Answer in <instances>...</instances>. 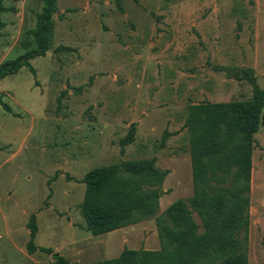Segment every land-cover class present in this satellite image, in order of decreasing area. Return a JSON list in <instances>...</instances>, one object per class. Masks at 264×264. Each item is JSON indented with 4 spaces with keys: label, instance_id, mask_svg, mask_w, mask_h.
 <instances>
[{
    "label": "rangeland",
    "instance_id": "rangeland-1",
    "mask_svg": "<svg viewBox=\"0 0 264 264\" xmlns=\"http://www.w3.org/2000/svg\"><path fill=\"white\" fill-rule=\"evenodd\" d=\"M2 3L0 64L24 53L43 5ZM56 9L49 51L30 60L35 75L22 68L0 80V264L52 262L27 252L32 216L35 247L52 248L70 264H101L124 248L158 249L156 219L192 195L188 105L250 99L247 70L264 88V0H57ZM131 126L134 141L122 146ZM255 139L264 147V127ZM259 156L248 264H264ZM150 159L166 172L154 217L100 236L86 232V173Z\"/></svg>",
    "mask_w": 264,
    "mask_h": 264
},
{
    "label": "trees",
    "instance_id": "trees-1",
    "mask_svg": "<svg viewBox=\"0 0 264 264\" xmlns=\"http://www.w3.org/2000/svg\"><path fill=\"white\" fill-rule=\"evenodd\" d=\"M57 0H42L35 25L26 31L24 53L0 64V80L27 68L30 60L49 51L54 35ZM0 0V11H3ZM59 47L57 51L66 50ZM244 71L252 86L248 100L188 105L184 129L188 134L192 195L171 203L156 219L159 248H124L101 264H248L249 208L254 135L264 127V88ZM134 141V127L121 141ZM166 172L154 160L128 161L86 173L80 204L84 230L93 236L114 232L151 219L159 209ZM198 218V222L195 220ZM35 218L28 223V254L50 255L47 264H70L52 248L33 244Z\"/></svg>",
    "mask_w": 264,
    "mask_h": 264
},
{
    "label": "crops",
    "instance_id": "crops-1",
    "mask_svg": "<svg viewBox=\"0 0 264 264\" xmlns=\"http://www.w3.org/2000/svg\"><path fill=\"white\" fill-rule=\"evenodd\" d=\"M173 20H174V19H173ZM174 23H176L175 20H174ZM234 81H235V83H234L235 85L238 84V83H237L238 79H237V80H234ZM222 83L225 84L226 86L231 84L230 81H229L228 79L223 80ZM189 88H190V89H197V87L194 88L193 85H191ZM221 95H222V96H225V94H221ZM226 95H227V94H226ZM203 102L222 103V102H229V100L213 101V100L209 99V100H207V101H203ZM199 103H202V102H193V103H191L190 105H193V104H199ZM257 133H258V132H257ZM257 133H256V134H257ZM256 134L254 135V140H255V142H254V148H253V152H252L251 186H252V184H253V182H254V179H255V172H256V170H255V163H254V157H255L256 155H257V156L260 155V156H259V159H261L262 157H264V147H262V145H261L260 143H258L257 139H255ZM257 174H258V177H260V175H259V171H257ZM120 230H121V229H120ZM110 233H111V232H110Z\"/></svg>",
    "mask_w": 264,
    "mask_h": 264
}]
</instances>
